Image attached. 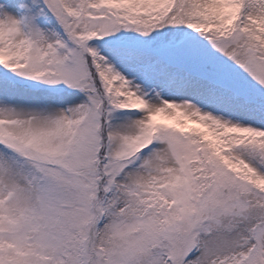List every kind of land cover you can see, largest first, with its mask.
Returning a JSON list of instances; mask_svg holds the SVG:
<instances>
[{
	"label": "snow or ice",
	"instance_id": "obj_1",
	"mask_svg": "<svg viewBox=\"0 0 264 264\" xmlns=\"http://www.w3.org/2000/svg\"><path fill=\"white\" fill-rule=\"evenodd\" d=\"M0 264H264V0H0Z\"/></svg>",
	"mask_w": 264,
	"mask_h": 264
}]
</instances>
